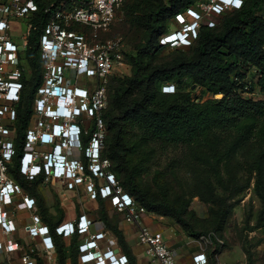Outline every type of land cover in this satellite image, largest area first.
Returning a JSON list of instances; mask_svg holds the SVG:
<instances>
[{"label":"built area","instance_id":"built-area-1","mask_svg":"<svg viewBox=\"0 0 264 264\" xmlns=\"http://www.w3.org/2000/svg\"><path fill=\"white\" fill-rule=\"evenodd\" d=\"M127 0H54L44 9L46 25L39 41L42 63L40 84L33 97L32 115L26 131L20 173L34 181L44 175L65 183L69 190L84 186L93 200L99 196L110 201L123 215L124 222L138 226V242L153 264H178L174 251L163 233L143 222L151 213L124 191L111 163L102 158L107 138L104 112L108 108V86L113 76L126 71V44L123 38L105 39ZM245 0H198L195 7L175 16L183 30L163 36L160 44L188 45L197 39L202 22L216 26V19L228 11L240 10ZM40 7L36 0H0V255L11 254L19 244L11 240L15 226L8 215L18 210H37L34 198L10 176L9 165L16 156L18 107L28 80V67L22 60L27 36H13V24L30 18ZM23 48L21 51L20 48ZM174 85L165 84L163 92L174 93ZM93 130V131H92ZM90 135L87 146L84 137ZM83 157L73 159L70 151ZM87 170L90 173H87ZM98 183V184H97ZM20 197V199H18ZM91 221L80 216L76 221L58 226V235L74 236L89 232ZM32 238H41L43 251L55 249L49 227L39 215L28 228ZM105 233L89 234L79 245L81 264H130L118 255ZM36 248L21 257L22 264H37ZM205 253L194 257L195 264H207Z\"/></svg>","mask_w":264,"mask_h":264},{"label":"trees","instance_id":"trees-1","mask_svg":"<svg viewBox=\"0 0 264 264\" xmlns=\"http://www.w3.org/2000/svg\"><path fill=\"white\" fill-rule=\"evenodd\" d=\"M52 1L54 0H36L40 10L28 22L29 32L22 60L28 68L32 67L35 76L32 80L23 77L25 90L18 107L17 154L13 164L9 165L11 178L36 197H39L40 181H28L20 173V159L24 153L26 131L32 115L33 97L40 84L42 63L39 59V41L47 19L44 9ZM197 1L133 0V4L128 7L130 27L142 28L146 33V43L143 49L130 56L129 43L123 37L126 44L125 61L128 60L132 65L133 74L127 80H118L119 75L110 79L109 98L113 82L116 81L119 86L113 94V107L104 112L107 138L102 154V158L111 163L109 170L115 175L121 188L132 195L140 206L151 214L161 212L164 216L172 218L193 238H199L204 233L192 230L184 219L182 209L169 200L154 201L138 183L128 165L132 148L129 146L127 129L137 128L145 133L182 140L185 133L194 136L201 129L220 128L236 134L235 145L246 140H262L258 159L261 168L264 162V17L256 13L264 6V0H245L240 10L228 11L216 19V26L213 28L202 22L197 39L191 43L188 52L180 51V56L172 62L148 65V58L158 55L166 47L160 44V39L168 32L167 19H175L176 15L186 13L189 8L195 7ZM251 69L258 78L255 86L246 91L243 81L246 79V71ZM169 83H175L178 92L167 94L161 91V87L163 89V86ZM193 86L213 96L222 95V98L204 105L196 104L193 99L195 90L186 92L187 88ZM184 88L185 92L182 91ZM256 89L261 95L258 100L250 96ZM89 141L90 135L85 136L84 145L87 146ZM86 161L84 158L85 163ZM116 171L123 173L122 179ZM87 173L90 172L87 170ZM97 201L100 219L113 232L119 246L127 254L131 264H134V257L123 231L117 223L113 224L109 219L105 207L107 200L99 196ZM40 207L41 214L45 216L46 210L42 205ZM77 237L78 234H75L70 250H59L60 264H65L68 258L72 264H78ZM68 251H71V255ZM218 254L220 251L217 249L209 255L210 264H218ZM245 254L250 261V252L245 250ZM37 264L44 263L38 259Z\"/></svg>","mask_w":264,"mask_h":264},{"label":"rangeland","instance_id":"rangeland-1","mask_svg":"<svg viewBox=\"0 0 264 264\" xmlns=\"http://www.w3.org/2000/svg\"><path fill=\"white\" fill-rule=\"evenodd\" d=\"M132 4L130 0L123 5L118 20L104 35L105 39H127L130 56L143 49L146 43L145 31L130 27L127 10ZM256 13L264 17V6ZM166 25L165 35L183 30L174 18H168ZM12 31L17 39L27 36L28 21L21 19L14 23ZM190 48L191 44L166 46L158 55L148 58V65L172 62L180 56V51L188 52ZM126 63L128 67L118 80L132 77L133 67L128 60ZM27 75L30 80L35 76L32 67L28 68ZM257 78L252 69L246 71L243 81L246 91L255 86ZM173 85L178 92V86ZM118 86L114 81L107 109L113 107V94ZM191 90H195L196 104L204 105L222 98V95L204 93L196 86L187 88L186 92ZM182 91L185 92V88ZM258 91L250 95L255 100L261 98ZM127 132L132 148L128 165L140 186L154 201L169 200L182 209L192 230L204 235L190 237L175 220L161 212L152 214L157 220L178 226L209 255L217 249L224 253L220 264H264V162L261 168L258 160L262 140H246L235 145L236 134L220 128L201 129L194 136L185 133L182 140L145 133L137 128L127 129ZM116 172L122 179L123 173ZM245 250L251 254L250 261Z\"/></svg>","mask_w":264,"mask_h":264},{"label":"crops","instance_id":"crops-1","mask_svg":"<svg viewBox=\"0 0 264 264\" xmlns=\"http://www.w3.org/2000/svg\"><path fill=\"white\" fill-rule=\"evenodd\" d=\"M69 155L73 159L83 157V154L76 150L70 151ZM35 180L40 181L38 185L40 199L39 197L31 195L23 187L22 188L24 194L36 200L37 210L36 212L18 210L15 211L14 214L8 215V220L15 226V231L11 234L10 238L19 244V249L11 254H1L0 264H22L20 260L21 257L33 247L36 248V253L34 255L36 261L41 259L44 264H60L59 250L61 248L70 250V245L74 236L58 235L55 229L58 226L74 222L83 215L87 217L88 221H91V226L89 232L78 235V245L86 242L89 234L105 233L109 240H111V243L104 242L103 246H111L116 254L127 256L119 246L113 232L100 219L99 202L97 199L93 200L89 197L83 185L79 186L76 190H69L65 183L58 179L49 178V180H46V177L42 175ZM18 199H20V197ZM40 205L46 210L45 216L41 214ZM105 207L109 219L113 224L117 223L119 228L123 231L131 255L134 257V264H153V262L146 257L144 248L138 242V226L125 223L123 215L115 210L110 201H105ZM34 215H39L42 222L46 224L51 231L55 249L52 250L50 254H46L42 250L41 238H32L28 233V228L32 225V217ZM143 222L163 233L166 243L174 251L178 264H195L194 257L202 253L206 254L208 260L207 264H210L209 254L204 251L194 239L188 238L178 226H175L169 221L161 222L152 214L146 217ZM1 238L2 230L0 228V240ZM68 253L71 255V251H68ZM223 254L224 253L221 252L216 257L218 264H220V258ZM228 256H230V254ZM77 263L81 264L79 253ZM65 264H72L71 259L68 258Z\"/></svg>","mask_w":264,"mask_h":264},{"label":"water","instance_id":"water-1","mask_svg":"<svg viewBox=\"0 0 264 264\" xmlns=\"http://www.w3.org/2000/svg\"><path fill=\"white\" fill-rule=\"evenodd\" d=\"M20 50L22 51V50H23V48L21 47V48H20Z\"/></svg>","mask_w":264,"mask_h":264}]
</instances>
